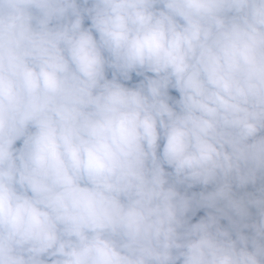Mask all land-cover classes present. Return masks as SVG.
I'll use <instances>...</instances> for the list:
<instances>
[{
    "label": "clouds",
    "instance_id": "1",
    "mask_svg": "<svg viewBox=\"0 0 264 264\" xmlns=\"http://www.w3.org/2000/svg\"><path fill=\"white\" fill-rule=\"evenodd\" d=\"M0 264H264V0H0Z\"/></svg>",
    "mask_w": 264,
    "mask_h": 264
}]
</instances>
